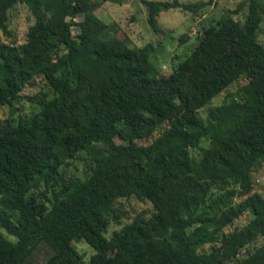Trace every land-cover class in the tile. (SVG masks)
<instances>
[{
	"label": "trees",
	"instance_id": "obj_1",
	"mask_svg": "<svg viewBox=\"0 0 264 264\" xmlns=\"http://www.w3.org/2000/svg\"><path fill=\"white\" fill-rule=\"evenodd\" d=\"M106 2L120 3L0 0V106L14 114L36 80L49 90L34 98L37 112L0 127V264L38 253L37 264H264V193L252 179L264 163V0L203 26L167 73L157 46H133L97 17ZM140 3L163 37L161 13L205 6ZM17 5L33 17L23 43L9 29ZM73 163L81 176L68 172ZM131 197L151 212L108 237L124 216L116 204ZM244 214L242 227L223 233ZM79 241L94 250L88 262Z\"/></svg>",
	"mask_w": 264,
	"mask_h": 264
},
{
	"label": "rangeland",
	"instance_id": "obj_2",
	"mask_svg": "<svg viewBox=\"0 0 264 264\" xmlns=\"http://www.w3.org/2000/svg\"><path fill=\"white\" fill-rule=\"evenodd\" d=\"M120 3L106 2L98 11L97 17H99L104 23H116L120 32L118 36L120 38L127 36L132 41L133 46L142 47L147 43H152L157 46V64L167 73L171 71L176 65L177 57L184 58L189 54L193 48L196 37L199 35L203 26L210 23V21L217 19L223 12L227 10H235L238 4L244 0H177L183 4H204L205 6L200 9L196 14L192 12L183 11L181 9H172L165 13H161L158 18V23L167 36L155 35L149 28L146 22V12L140 0H118ZM155 1H168L174 2L175 0H155ZM235 18L240 19L241 22L245 20V13L241 12L240 15ZM33 23V17L23 5L15 6L10 12L9 29L14 33L18 43L25 41V36L28 27ZM77 28H74V35L77 34ZM186 35L188 40L184 43L180 42V38ZM258 41L264 44V16L262 18V24L260 26ZM236 86L230 87V91H234ZM41 92L48 93L43 80H36L33 86H27L22 93V100L13 107L17 109L14 114H11L12 110L9 107L0 106V127L4 126L7 120L16 117H26L37 112L39 106L34 98ZM225 93H221L212 102L202 109L199 114L204 117L206 111L210 107L218 106ZM13 115V116H12ZM117 144L122 141L119 138L115 139ZM151 139L141 141L143 144L150 143ZM201 148L208 147L207 139H204L200 145ZM198 150H192L191 154L194 158L198 157ZM83 171L82 163H73L68 172L76 176H81ZM252 179L254 188L259 193H264V163L261 169L252 173ZM118 211L123 213V217L120 219L121 225L110 223L108 226L107 236L109 237L112 232L119 229L123 224L131 221V219L138 213L148 215L151 212V205L148 202H141L131 197L129 199L119 200L116 204ZM249 215H243L232 225L223 230V233L233 231L235 228L242 227ZM12 240H14L12 238ZM264 242V238L259 239L257 245ZM75 247L79 253L84 256L86 262L89 261L94 250L89 247L84 241L75 243ZM207 248V247H206ZM42 256L38 253L35 258L29 264H37Z\"/></svg>",
	"mask_w": 264,
	"mask_h": 264
}]
</instances>
